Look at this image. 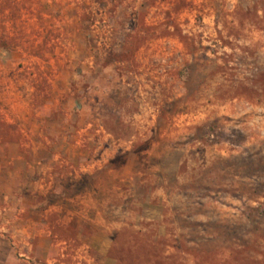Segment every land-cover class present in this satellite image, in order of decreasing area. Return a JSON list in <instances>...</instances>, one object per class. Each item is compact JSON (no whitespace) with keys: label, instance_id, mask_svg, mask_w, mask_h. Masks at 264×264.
I'll list each match as a JSON object with an SVG mask.
<instances>
[{"label":"rangeland","instance_id":"374dc122","mask_svg":"<svg viewBox=\"0 0 264 264\" xmlns=\"http://www.w3.org/2000/svg\"><path fill=\"white\" fill-rule=\"evenodd\" d=\"M22 1L0 264H264V0Z\"/></svg>","mask_w":264,"mask_h":264},{"label":"trees","instance_id":"16d2710c","mask_svg":"<svg viewBox=\"0 0 264 264\" xmlns=\"http://www.w3.org/2000/svg\"><path fill=\"white\" fill-rule=\"evenodd\" d=\"M22 3V0H0V54L11 53L25 43L23 22L19 19L24 10Z\"/></svg>","mask_w":264,"mask_h":264}]
</instances>
